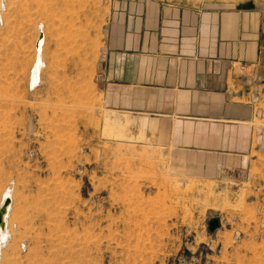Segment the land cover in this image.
Wrapping results in <instances>:
<instances>
[{
    "label": "rangeland",
    "instance_id": "rangeland-1",
    "mask_svg": "<svg viewBox=\"0 0 264 264\" xmlns=\"http://www.w3.org/2000/svg\"><path fill=\"white\" fill-rule=\"evenodd\" d=\"M6 1L0 264H264V99L243 167L183 171L158 130L99 94L110 0Z\"/></svg>",
    "mask_w": 264,
    "mask_h": 264
},
{
    "label": "crops",
    "instance_id": "crops-1",
    "mask_svg": "<svg viewBox=\"0 0 264 264\" xmlns=\"http://www.w3.org/2000/svg\"><path fill=\"white\" fill-rule=\"evenodd\" d=\"M97 77L105 107L158 130L181 170L241 168L264 99V4L110 0Z\"/></svg>",
    "mask_w": 264,
    "mask_h": 264
},
{
    "label": "bare ground",
    "instance_id": "bare-ground-1",
    "mask_svg": "<svg viewBox=\"0 0 264 264\" xmlns=\"http://www.w3.org/2000/svg\"><path fill=\"white\" fill-rule=\"evenodd\" d=\"M42 33H40L41 35ZM40 35H39V38L36 42V53H37V58H36V63L34 65V68L32 70V73H31V81H32V86H34L38 81H39V75H40V71L42 69V66H43V63H42V58H41V52H42V47H43V40H44V35H43V38H40ZM8 197V194L5 198V200L3 201L4 203L10 199V198H7ZM4 203L1 207V210H0V215H2V224L0 225V236L2 239H7V230H6V224H7V216H8V212H9V207L10 205L5 208L4 207ZM7 236V237H6ZM4 241V240H3Z\"/></svg>",
    "mask_w": 264,
    "mask_h": 264
},
{
    "label": "water",
    "instance_id": "water-1",
    "mask_svg": "<svg viewBox=\"0 0 264 264\" xmlns=\"http://www.w3.org/2000/svg\"><path fill=\"white\" fill-rule=\"evenodd\" d=\"M40 38H43V34L40 35ZM11 201L8 199L4 203V207L7 208L10 205ZM2 215H0V225L2 224ZM219 226V222L217 220H214L210 223V231H214Z\"/></svg>",
    "mask_w": 264,
    "mask_h": 264
},
{
    "label": "built area",
    "instance_id": "built-area-1",
    "mask_svg": "<svg viewBox=\"0 0 264 264\" xmlns=\"http://www.w3.org/2000/svg\"><path fill=\"white\" fill-rule=\"evenodd\" d=\"M6 0H1V10H0V25H3V14L5 13V11L7 10L6 8Z\"/></svg>",
    "mask_w": 264,
    "mask_h": 264
}]
</instances>
